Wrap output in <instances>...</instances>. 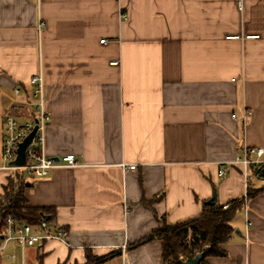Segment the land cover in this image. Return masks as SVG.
Instances as JSON below:
<instances>
[{"label": "crops", "instance_id": "0c3cea01", "mask_svg": "<svg viewBox=\"0 0 264 264\" xmlns=\"http://www.w3.org/2000/svg\"><path fill=\"white\" fill-rule=\"evenodd\" d=\"M38 72L45 154L76 166L26 179L24 197L66 243L8 242L0 264H163L160 241L130 245L213 196L243 198L250 226L242 206L205 264H264V172L238 163L264 149V0H0V167L12 90Z\"/></svg>", "mask_w": 264, "mask_h": 264}, {"label": "built area", "instance_id": "2783aa9c", "mask_svg": "<svg viewBox=\"0 0 264 264\" xmlns=\"http://www.w3.org/2000/svg\"><path fill=\"white\" fill-rule=\"evenodd\" d=\"M123 18V15H121ZM44 28V23L38 22L37 32ZM105 42L104 40L100 41ZM29 92L22 87H16L12 90L11 104L12 107L19 111V115L12 110L7 112L3 117L2 126V151L1 159L4 165L0 170L4 171H19L26 179H41L46 177L50 171L61 168H73L76 166L75 158L72 155L63 156L54 159L45 154V129L49 123V117L44 111V88L43 79L40 72L31 77L28 82ZM250 113L243 111L241 116V124L243 131L247 124V118ZM232 118H235L232 115ZM34 134L30 143L24 150V163L22 166H10L17 155L18 145L21 144L28 135L33 131ZM244 168L245 173L250 167L255 169L257 175H262L264 172V149L262 148H243V156L238 161ZM123 168L134 170L136 165H122ZM222 171L218 172L221 176ZM243 203H245L243 201ZM227 205L222 206L225 210ZM243 213L245 217V233L248 231L250 223L246 218V206L243 204ZM37 232L33 233V228L13 218L6 217L3 224V229L0 234L2 240V250L8 242L16 243L17 245L32 246L39 240L55 239L66 243L65 239L67 232L60 228H56L52 233L48 230V222L42 220L36 228Z\"/></svg>", "mask_w": 264, "mask_h": 264}, {"label": "trees", "instance_id": "16d2710c", "mask_svg": "<svg viewBox=\"0 0 264 264\" xmlns=\"http://www.w3.org/2000/svg\"><path fill=\"white\" fill-rule=\"evenodd\" d=\"M25 188L26 178L21 172L13 171L6 177V183L0 193V234L8 216L30 225L33 229L37 228L44 216L48 217V223L51 222L52 216L46 209L27 204L24 197ZM243 201V198L232 200L226 204L225 210L218 204L205 206L199 216L181 223L168 225L162 220L156 229L130 245V248L160 241L163 264H185L186 260L199 254H203L199 264H205L206 258L223 257L225 253L221 246L233 233L230 222L234 215L242 210ZM98 262L100 259L88 256L84 264Z\"/></svg>", "mask_w": 264, "mask_h": 264}, {"label": "water", "instance_id": "95a60500", "mask_svg": "<svg viewBox=\"0 0 264 264\" xmlns=\"http://www.w3.org/2000/svg\"><path fill=\"white\" fill-rule=\"evenodd\" d=\"M35 129L28 135V137L21 143L18 145L17 148V155L16 158L13 162L10 163V166H14V167H18V166H22L24 163V150L26 148V146L30 143L31 138L34 134ZM207 206H212L215 204V198L214 196L206 203ZM42 220L47 221L48 217L44 216L42 217ZM203 258V254H199L197 256H195L193 259H188L186 260L184 263L185 264H199L200 261Z\"/></svg>", "mask_w": 264, "mask_h": 264}, {"label": "rangeland", "instance_id": "374dc122", "mask_svg": "<svg viewBox=\"0 0 264 264\" xmlns=\"http://www.w3.org/2000/svg\"><path fill=\"white\" fill-rule=\"evenodd\" d=\"M243 204H245V203H243ZM11 255V253L9 254V248L8 249H6L3 253H2V257H8V259H9V261L10 262H7V261H4V263H12L13 261H14V258H15V255H14V257L11 255V257H9ZM3 259V258H2Z\"/></svg>", "mask_w": 264, "mask_h": 264}]
</instances>
